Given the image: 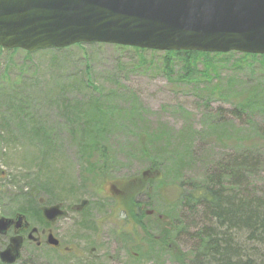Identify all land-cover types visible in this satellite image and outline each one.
Here are the masks:
<instances>
[{
	"label": "rangeland",
	"instance_id": "rangeland-1",
	"mask_svg": "<svg viewBox=\"0 0 264 264\" xmlns=\"http://www.w3.org/2000/svg\"><path fill=\"white\" fill-rule=\"evenodd\" d=\"M163 52L102 43L43 49L30 56L22 49L0 50V215L18 209L29 215L41 206L40 197L47 206L68 205L83 196L105 204L107 198L93 191L105 187V180H139L149 172L144 188L137 184L136 190L147 192L150 209L164 216L156 223L155 217L142 215V226L117 232V219L99 209L107 216L96 233L95 226H81L83 220L69 214L51 228L56 239L73 247L72 253L26 245L22 259L111 264L112 255L115 264H199L197 232L210 218L203 206L188 200L189 191L205 186L211 175L216 179L220 165L244 158L252 166H240L250 174L238 189L264 195V97L252 95L254 89L255 95L264 91V58L235 55L208 77L198 62L203 76L187 83L177 60L167 72ZM250 94L255 103H248ZM87 115L101 117L92 133L97 146L86 137L93 125L86 127ZM100 147L106 148L103 173ZM222 178L227 184L228 178ZM161 224L169 227L172 248L162 251L154 242V255L150 243L165 228ZM92 245L98 247L97 256L87 251Z\"/></svg>",
	"mask_w": 264,
	"mask_h": 264
},
{
	"label": "water",
	"instance_id": "water-1",
	"mask_svg": "<svg viewBox=\"0 0 264 264\" xmlns=\"http://www.w3.org/2000/svg\"><path fill=\"white\" fill-rule=\"evenodd\" d=\"M78 43L264 55V0H0V47L34 52ZM41 211L48 222L65 214L59 204ZM21 220L0 217V233ZM47 243L58 240L50 233ZM21 246L12 237L0 260L15 262Z\"/></svg>",
	"mask_w": 264,
	"mask_h": 264
},
{
	"label": "trees",
	"instance_id": "trees-1",
	"mask_svg": "<svg viewBox=\"0 0 264 264\" xmlns=\"http://www.w3.org/2000/svg\"><path fill=\"white\" fill-rule=\"evenodd\" d=\"M115 46L122 49L130 48L137 52L146 50L136 47ZM0 50L5 49L0 47ZM6 50L16 51L20 49ZM24 52L27 56L31 54ZM150 52L157 51L150 50ZM163 53L162 62L167 72L170 73L171 67L177 60L182 66V79L187 83L197 82L198 76H203L197 68L198 62L204 63L205 76L208 77L209 74L207 72H214L218 64L221 65L230 58L233 59L235 55L239 54L244 60L247 58H264V55L238 52L222 54L181 50L165 51ZM140 58H142L141 55ZM255 92L254 89L252 95L255 98L259 94L264 97L263 90L257 92L256 95ZM252 95L250 94V99L248 100V103L251 104L255 103V98ZM97 108L96 106L95 109ZM237 109L239 111V107ZM100 118L99 115L97 117L95 115H87V119H85L86 127L90 125L91 121V124H93L88 129V134L86 133V137L92 142L91 146L98 145L92 133L100 128L101 123L98 121ZM105 149L104 147L99 148L101 161L98 168L100 173L107 169ZM240 166H248L246 169L248 170L252 164L241 158L235 159L233 165H220L219 168H221L222 172L215 174L216 179L211 175L205 186H195L187 195L190 202H195L196 205L203 206L204 209L209 211L208 217L210 219L208 221L210 222L208 223L210 224L197 232V237L199 238L197 247L199 251H195L194 255H196L199 264H264V195H257L253 189L250 194L238 189L237 186L240 185L241 179H244L245 174H250L249 172L244 174V168H240ZM153 169L151 168L150 170L154 171ZM222 177L228 178L227 184L222 183ZM125 183H130V181ZM37 202L40 205H44V199L41 197L37 199ZM37 209L36 213L33 214L41 216L40 207ZM138 225L142 226L140 222ZM171 227L173 228L172 225ZM168 229L162 228L161 239L167 237ZM241 236L243 242L239 241ZM174 258L180 260L179 255L174 256Z\"/></svg>",
	"mask_w": 264,
	"mask_h": 264
},
{
	"label": "flooded vegetation",
	"instance_id": "flooded-vegetation-1",
	"mask_svg": "<svg viewBox=\"0 0 264 264\" xmlns=\"http://www.w3.org/2000/svg\"><path fill=\"white\" fill-rule=\"evenodd\" d=\"M150 176L151 174L147 172V173H142L139 180L138 179L135 180L133 178L130 179L124 178L121 179L119 183L118 182L112 183L109 180H105L106 183L105 187L99 186L98 189L93 190L98 195L107 198V202L105 204L95 203L93 202V199L85 196L79 198L77 201L68 205H64L60 202L55 203L61 206V209L65 211V214L57 218L53 222H48L43 218L41 211L42 205L40 206L39 209V211H41V216H37V215H34L33 217L31 216L33 213H36L38 209L36 211L31 212V214L29 215L23 209H18L14 211L11 215H7L5 217L16 220V218L20 216L22 220L18 224L17 222L12 223V225L5 231V233L3 234L0 233V242H3V246L0 249V252L6 248L12 237L20 236L22 239L20 257L11 264L31 263L30 259L21 258L22 256L21 251L26 245H34L36 248L47 246L57 251L59 254L72 253L73 247H71L68 244L63 245L58 239H57L58 240L57 245H50L47 243V238L50 233L55 237L51 226L54 225L59 219L67 217L69 214H75L80 219H82L83 222L79 223L81 226L82 223L86 224L87 226H93V227L95 226L97 228L96 233H98L99 231L98 225H101L105 221V218L107 216V214L106 215L101 214L99 209H107L108 215L109 216L112 215L113 218L117 219V221H115V224L117 226L116 227L117 232L123 231V227L130 226L129 229H126L128 232L131 230V228H138L139 227L138 223L142 215H145L146 217L153 216L155 217L154 222L161 223L163 221L164 216L161 213H158L157 211L150 209L151 205L146 195L147 192L145 194L144 191L142 192L140 191L141 189L136 190V188L138 187L137 184L143 187L146 178ZM127 181H130V183H125ZM83 201L85 202L84 204ZM108 201L110 202L109 205H108L109 203ZM0 217L2 216L0 215ZM165 221H167V219ZM165 228L168 229L169 228L168 225H166ZM94 231L95 230L93 228L92 232ZM131 235L133 236L132 233ZM132 238L133 241H137L134 236ZM151 241L152 242L150 243V246H152V248H150L149 251H152L154 255H155V253L153 252L154 242L159 246V249L162 251H166L172 248V245L167 237L161 239L160 235H157ZM134 244L131 247L132 248L131 257L136 259L135 257L138 255L139 251L138 248H136V251L133 250ZM116 247L117 245L114 244V248ZM97 248H98L97 246L92 245L89 248L87 247V251L91 256H97L98 254H95ZM133 255L135 256L133 257ZM109 258L111 264H115L114 257L111 255ZM0 264H10V263H3L0 260ZM36 264H42V262L38 261L36 262ZM54 264H57V262H55Z\"/></svg>",
	"mask_w": 264,
	"mask_h": 264
}]
</instances>
